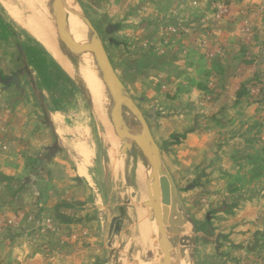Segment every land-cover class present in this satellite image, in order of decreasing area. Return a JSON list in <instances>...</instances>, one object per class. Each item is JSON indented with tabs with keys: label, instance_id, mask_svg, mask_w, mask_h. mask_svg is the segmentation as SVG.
Listing matches in <instances>:
<instances>
[{
	"label": "crops",
	"instance_id": "crops-1",
	"mask_svg": "<svg viewBox=\"0 0 264 264\" xmlns=\"http://www.w3.org/2000/svg\"><path fill=\"white\" fill-rule=\"evenodd\" d=\"M213 2L229 7L222 20ZM129 4L145 6L134 5L127 30L105 31L107 52L196 224V263L264 264V94L238 96L264 75V0ZM179 23L181 37L167 38ZM16 41L0 20V78L25 71L20 88L0 82V220L21 218L0 225V264L149 261L145 221L100 195L106 166L97 122L87 111L67 112L84 104L66 72L45 50L21 52ZM218 49L222 55L209 58Z\"/></svg>",
	"mask_w": 264,
	"mask_h": 264
},
{
	"label": "water",
	"instance_id": "water-1",
	"mask_svg": "<svg viewBox=\"0 0 264 264\" xmlns=\"http://www.w3.org/2000/svg\"><path fill=\"white\" fill-rule=\"evenodd\" d=\"M34 1L40 5L48 26L47 32L61 58L59 61L55 56L56 60L77 84L92 112L102 123L113 157H117L127 193L124 204L119 203L120 208L136 211L140 220L147 225L144 231L151 238L147 256L149 261L140 264H197L196 224L144 113L118 76L100 33L78 0L73 1L79 8V19L87 31L86 43H78L71 36L67 13L70 0ZM84 55L92 57L94 72L102 84L99 107L94 104L77 70L78 59ZM23 74L24 71L20 70L13 76L0 78V82L6 88L11 85L20 88ZM141 170L144 180L139 182ZM116 183L118 185V180ZM119 227L118 224L116 232Z\"/></svg>",
	"mask_w": 264,
	"mask_h": 264
},
{
	"label": "rangeland",
	"instance_id": "rangeland-1",
	"mask_svg": "<svg viewBox=\"0 0 264 264\" xmlns=\"http://www.w3.org/2000/svg\"><path fill=\"white\" fill-rule=\"evenodd\" d=\"M26 1L27 0H0V20L3 23H6V27L9 33L15 34L17 38L16 42H17L18 50L23 52L24 45H31L36 48L37 47L41 48L49 54L55 65L61 67V65L56 60L55 56L59 61L61 60V58L55 52L56 49L52 46L53 43L47 32L48 26L46 23L45 16L42 13L41 9H39L40 5L37 4L36 2L35 3L32 2L31 9L33 11V16L31 18H28L32 12L27 11L28 7ZM78 1L81 7L83 8L84 12L90 18L95 28L98 30L101 37L103 38L107 50L108 49L110 50L109 43L111 42V39L106 37L105 31L109 29V32L111 33L117 26H120L121 29L127 30L126 27H128L127 25L128 19L131 16V14H133L134 12L133 10L134 5H136L138 8H141L140 6L142 7L145 6L144 4H129L130 0H116L117 4H102L103 1L100 0H91V2H89V0L88 1L78 0ZM104 1L109 2L111 0H104ZM117 15L119 16L115 17ZM41 16L42 18H40ZM139 22L140 24H142L141 22H143V19L142 20L139 19ZM178 25H181V23H179ZM180 37L181 36H170L167 38L177 39ZM125 40L127 39L125 38L122 41ZM167 40L168 42L171 41L170 39ZM20 70L24 71V68ZM94 79L95 77L93 76V80ZM71 82H72V86L76 89L77 96H80L79 102L84 105H82L81 110H79V108L76 107V109L73 108L68 109L67 112H71L75 114L78 111H87L91 115V117L94 118V120L97 122L98 127L101 130V134L103 136V142L98 143L97 145L98 157L104 161L103 164L101 161V166L102 165L106 166V177L101 178L103 175L99 177V179H102L104 181V183L102 182V184L100 185L101 187L100 195L104 197L106 201L110 200L112 204H116L117 200L118 203L124 204L127 193L125 190L124 179L122 177L121 172L119 171L121 167L120 165H118L119 162L118 163L116 162L117 159L113 157L112 155L113 153H111L112 158L111 159L108 158V151L110 149V146L108 143L107 134L105 133V129L102 127V123L97 119L95 114L92 112L91 108L89 107V104L84 98L82 92L79 90L77 84L72 80ZM94 86H96L95 91L98 92V89H96L97 83L95 82V80H94ZM62 111H64V109H62ZM101 172H104L103 167L101 168ZM116 180H118V185L116 183ZM131 202L134 203L133 199L131 200Z\"/></svg>",
	"mask_w": 264,
	"mask_h": 264
},
{
	"label": "bare ground",
	"instance_id": "bare-ground-1",
	"mask_svg": "<svg viewBox=\"0 0 264 264\" xmlns=\"http://www.w3.org/2000/svg\"><path fill=\"white\" fill-rule=\"evenodd\" d=\"M32 2L35 3L34 0H27L26 1L27 7H28L27 11L32 12L28 18H31L33 16V11L31 9ZM67 13H68V22H69V29H70L71 36L78 43H86L87 42V37H86L87 31H86L85 26L82 24V22L79 19V14H80L79 8L73 0H70L68 3ZM40 18H42V16ZM44 28H45V26H44ZM47 30H44V31H47ZM55 52L57 53V51H55ZM77 70H78V72H80L82 78L84 79V81L88 87V90L92 96L94 104L96 105V107H99V105L101 103V98H102V84L94 72L92 57L90 55H84V56L79 57L78 64H77ZM93 76L95 77L94 80L97 83L96 89H98V92L95 91L96 86H94ZM116 162H117V160H116ZM118 165H119V163H118ZM142 174H144V173L141 170L139 172V182H142L144 180V177H142Z\"/></svg>",
	"mask_w": 264,
	"mask_h": 264
},
{
	"label": "built area",
	"instance_id": "built-area-1",
	"mask_svg": "<svg viewBox=\"0 0 264 264\" xmlns=\"http://www.w3.org/2000/svg\"><path fill=\"white\" fill-rule=\"evenodd\" d=\"M211 11L212 14L214 15V18L217 20H222L229 12V7L227 6V4H224L223 2H213V4H211ZM184 31V27L181 25H176L175 27H168L166 32H167V36H180L181 32ZM208 45V42L205 41L203 42V46ZM223 53V49H218L215 52H210L208 53L209 58L214 59L217 56H221ZM264 87V77L261 80V84L260 86H256L252 89V95L255 97H260L261 95V88ZM21 218L18 214H9L7 216H5V218L0 220V225L3 226H14L17 225L20 222ZM46 224L48 226V229L50 230H55V228L53 227V222L52 220H48L46 221Z\"/></svg>",
	"mask_w": 264,
	"mask_h": 264
},
{
	"label": "trees",
	"instance_id": "trees-1",
	"mask_svg": "<svg viewBox=\"0 0 264 264\" xmlns=\"http://www.w3.org/2000/svg\"><path fill=\"white\" fill-rule=\"evenodd\" d=\"M264 75H255L254 77H253V79L251 80V82L249 83V84H247V85H243L242 87H241V89L239 90V92H238V96H251L252 94V89L254 88V87H256V86H260V84H261V78L263 77ZM261 93H263L264 94V87L263 88H261ZM253 96V95H252ZM73 205H75V202H73ZM68 206H70V204L69 203H67V202H61L60 204H59V207L58 208H65V207H68ZM57 216L62 220V221H64V222H72L73 220H72V218L70 217V216H68V215H65V214H62V213H57Z\"/></svg>",
	"mask_w": 264,
	"mask_h": 264
}]
</instances>
